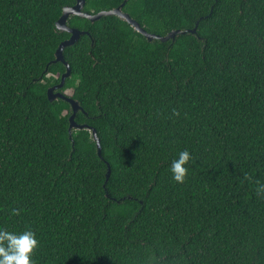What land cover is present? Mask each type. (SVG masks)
I'll use <instances>...</instances> for the list:
<instances>
[{"label":"trees","instance_id":"16d2710c","mask_svg":"<svg viewBox=\"0 0 264 264\" xmlns=\"http://www.w3.org/2000/svg\"><path fill=\"white\" fill-rule=\"evenodd\" d=\"M75 4L0 0V229L36 234L34 264H264V0H85L161 37L198 24L150 43L116 17L69 18L87 34L63 51L59 92L103 160L47 98Z\"/></svg>","mask_w":264,"mask_h":264},{"label":"water","instance_id":"95a60500","mask_svg":"<svg viewBox=\"0 0 264 264\" xmlns=\"http://www.w3.org/2000/svg\"><path fill=\"white\" fill-rule=\"evenodd\" d=\"M75 1H76V4L73 7H66L63 9L62 15L56 23L57 30L60 32L69 34L70 38L68 40L62 42L60 44L58 50L55 53L54 63H58V62L62 63L64 65L66 71L62 75L60 83L47 90V98L50 102L57 100V99H61L70 105V109L72 111V115L69 118V127H68V133H69L70 139L73 140V138H72L73 130L89 131L91 133L93 141L96 143L98 158L103 160L101 143H100V139L98 138L96 130L94 128L88 126V125H79L75 121V117H76V114L78 112L84 113L83 108L80 106V104L78 102L74 101L69 96L64 95L61 92H59V90H61L64 87L66 80L69 77H71V68L68 65V63H66L64 60L63 51L66 48H69V47L75 45L79 41V39L81 38L82 35L87 34V33L80 32L77 29L70 28L67 24L69 18L70 17H78L81 19H86V20L90 21L91 23H94V22L99 21L100 19L105 18V17H116L119 20L126 22L129 26H131L134 29L135 32L141 34L150 43L153 42L154 40L160 41L162 43H166V42H169L170 40H175V38L177 36H180V35L195 34L198 24L196 25V28L193 30H190V31H187V30L186 31H173V32H170L165 37H161L158 35L147 33L146 31H144L140 27L138 22L133 20L128 14L123 13L122 8L124 5H121L117 9H114V10H111L108 12H100L96 15H90L88 13L83 12V9L85 6V0H75ZM72 143H73L72 145L74 147V142L72 141ZM109 175H110V166L107 165L106 183L109 179Z\"/></svg>","mask_w":264,"mask_h":264},{"label":"clouds","instance_id":"9594fccd","mask_svg":"<svg viewBox=\"0 0 264 264\" xmlns=\"http://www.w3.org/2000/svg\"><path fill=\"white\" fill-rule=\"evenodd\" d=\"M191 162L192 156L188 151L180 152L172 160L170 174L176 184L185 183ZM255 192L258 197L264 198V184L258 183ZM12 215L19 216L20 212L13 211ZM39 244L36 234L31 230L16 233L0 229V264H34L33 256Z\"/></svg>","mask_w":264,"mask_h":264},{"label":"bare ground","instance_id":"6f19581e","mask_svg":"<svg viewBox=\"0 0 264 264\" xmlns=\"http://www.w3.org/2000/svg\"><path fill=\"white\" fill-rule=\"evenodd\" d=\"M91 15V14H90Z\"/></svg>","mask_w":264,"mask_h":264}]
</instances>
